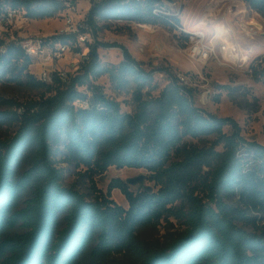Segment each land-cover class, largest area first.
<instances>
[{
    "label": "trees",
    "instance_id": "1",
    "mask_svg": "<svg viewBox=\"0 0 264 264\" xmlns=\"http://www.w3.org/2000/svg\"><path fill=\"white\" fill-rule=\"evenodd\" d=\"M7 1L32 19L62 9L59 0ZM243 1L264 15V0ZM162 7V0H105L89 7L86 23L93 35L113 20L177 33L178 17L154 14ZM87 47L88 60L67 80L54 74L45 83L30 73L33 58L22 46L0 41V80L43 90L23 104L25 113L0 112V125L17 126L0 137V264H264V145L245 139L232 118L197 107L177 71L146 68L120 44ZM99 47L120 48L122 60L102 63ZM157 70L168 82L154 95ZM251 70L264 83V58ZM101 76L130 94V112L95 83ZM62 163L90 178L111 166L145 169L158 188L133 191L116 178L87 199L63 183ZM115 188L127 208L110 198ZM161 221L168 225L161 238L138 233Z\"/></svg>",
    "mask_w": 264,
    "mask_h": 264
},
{
    "label": "rangeland",
    "instance_id": "2",
    "mask_svg": "<svg viewBox=\"0 0 264 264\" xmlns=\"http://www.w3.org/2000/svg\"><path fill=\"white\" fill-rule=\"evenodd\" d=\"M163 7L170 14L178 17L181 25L189 30L200 29L205 32L206 39L217 44L222 38L232 36L239 43L243 55H247L245 62H231L224 58L223 64L208 61L198 63L189 59L184 53L185 43L183 37L176 32L159 24L152 27L139 26V23L113 20L101 27L93 36L94 42H107L120 44L127 48L129 53L137 60L144 62L146 68H167L177 71L185 77V83L194 89L193 102L219 117L232 118L241 128V135L248 140L264 145V83L255 81L251 67L258 58H264V15L251 9L244 1H238L234 11L226 16L215 9L219 0H162ZM78 8L84 12L86 3L80 1ZM19 29L13 35L2 34L5 40L12 36L19 37L33 32L43 34H57L63 29V16L59 11L54 17L43 19L25 18L20 21ZM149 25V24H147ZM246 25V26H245ZM245 26V27H244ZM249 28V33L245 28ZM253 27V30L250 29ZM248 30V29H247ZM79 47H71L70 51L58 61V68L73 73L77 58L74 57ZM83 48V46L81 47ZM99 58L104 64H117L122 60V51L117 47H99ZM33 59L29 67L30 73H37L41 63ZM188 73V75H184ZM35 75V74H34ZM154 79L158 89L153 91L157 95L159 90L168 82L163 71H155ZM95 83L100 85L104 92L121 104V110L130 112L132 101L130 94L116 92L106 76H101ZM230 88H223V87ZM84 90L85 87H81ZM42 89L27 85H18L9 80H0V112L13 111L15 105L10 101L25 104L37 100ZM16 125H0V137L13 136ZM230 132V128L224 129ZM185 141L195 145L208 144L206 140L185 138ZM63 170V183L74 186L87 199H92L97 190L106 193L109 184L114 179L125 182L128 179L143 176V181L134 185L128 184L133 191L141 187L157 190L153 181L149 180V172L145 169L109 167L104 173L94 175L92 178L85 173L83 167L61 164ZM110 198L118 205L127 208L128 204L119 189H112ZM172 221L175 227L179 225ZM172 227L171 229H175ZM165 221L156 227H143L138 230L145 239H159L167 231Z\"/></svg>",
    "mask_w": 264,
    "mask_h": 264
},
{
    "label": "built area",
    "instance_id": "3",
    "mask_svg": "<svg viewBox=\"0 0 264 264\" xmlns=\"http://www.w3.org/2000/svg\"><path fill=\"white\" fill-rule=\"evenodd\" d=\"M62 9L61 14L63 16V29L57 34H43L40 32H33L24 36L14 37L10 40H5L1 37L2 34L13 35L14 30L17 31L20 27L21 20L28 18L25 14V10L20 7L12 6L7 0H0V41L5 44L14 42L22 46L28 55L33 59H37L41 66L35 76L45 83H52L54 74H56L61 80L68 79V71H64L58 68V61L65 56L71 49V47H79L74 54L77 58L75 63V71L78 70L82 64L88 60V47L87 43H91L93 40V33L86 23V13L80 11L78 5L80 1L87 3L88 8L96 3L105 0H59ZM129 1V0H128ZM238 1L243 0H219L215 5V9L222 12L223 16L229 15L234 11V6ZM154 14H164L169 17L175 16L162 8H155ZM176 17V16H175ZM143 27H152L151 24H138ZM177 33L182 37L185 43L184 53L190 60L198 63H206L208 61H214L223 64L227 59L231 62H245L248 60L247 55L242 54L239 43H237L232 36H226L221 39L217 44L212 40L206 39V34L200 29L189 30L182 25H175ZM246 26V25H245ZM244 26V27H245ZM248 29V30H247ZM253 30V27H250ZM249 33V28L244 29ZM54 36H73V40L70 42L55 41ZM5 45L1 46V50ZM83 46V48H81ZM74 71V72H75ZM182 81L185 82V77L181 74L178 75ZM87 101H83L82 105L87 106ZM15 112L21 115L26 112L24 105H18L15 107Z\"/></svg>",
    "mask_w": 264,
    "mask_h": 264
},
{
    "label": "water",
    "instance_id": "4",
    "mask_svg": "<svg viewBox=\"0 0 264 264\" xmlns=\"http://www.w3.org/2000/svg\"><path fill=\"white\" fill-rule=\"evenodd\" d=\"M142 181H143V176H138V177H135V178L128 179L126 181V183L131 184V185H134V184H136L138 182H142ZM145 188L146 189H150L148 187H145Z\"/></svg>",
    "mask_w": 264,
    "mask_h": 264
},
{
    "label": "crops",
    "instance_id": "5",
    "mask_svg": "<svg viewBox=\"0 0 264 264\" xmlns=\"http://www.w3.org/2000/svg\"><path fill=\"white\" fill-rule=\"evenodd\" d=\"M86 9H89L87 3H86Z\"/></svg>",
    "mask_w": 264,
    "mask_h": 264
}]
</instances>
